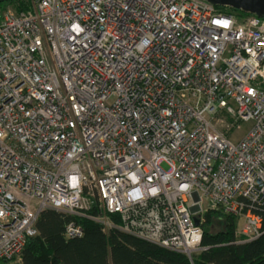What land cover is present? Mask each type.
<instances>
[{
	"label": "built area",
	"instance_id": "1",
	"mask_svg": "<svg viewBox=\"0 0 264 264\" xmlns=\"http://www.w3.org/2000/svg\"><path fill=\"white\" fill-rule=\"evenodd\" d=\"M205 200L264 233V17L202 0L0 9V264H22L46 208L193 259Z\"/></svg>",
	"mask_w": 264,
	"mask_h": 264
},
{
	"label": "trees",
	"instance_id": "2",
	"mask_svg": "<svg viewBox=\"0 0 264 264\" xmlns=\"http://www.w3.org/2000/svg\"><path fill=\"white\" fill-rule=\"evenodd\" d=\"M31 2L12 0L9 4L20 12L29 9ZM219 7L229 13L249 14L232 7ZM0 9L9 10L1 5ZM261 214L264 218V211ZM205 217L202 242L205 248L191 259L185 253L120 229L107 234L99 222L89 217L46 208L38 218V233L28 239L22 264H264V233L249 240L239 229V216L226 214L222 209H208ZM217 217L226 221L222 229L213 228ZM72 221L84 227L81 236H68L67 226Z\"/></svg>",
	"mask_w": 264,
	"mask_h": 264
},
{
	"label": "water",
	"instance_id": "3",
	"mask_svg": "<svg viewBox=\"0 0 264 264\" xmlns=\"http://www.w3.org/2000/svg\"><path fill=\"white\" fill-rule=\"evenodd\" d=\"M216 6L232 7L249 14L264 17V0H202ZM199 218L196 222L199 223Z\"/></svg>",
	"mask_w": 264,
	"mask_h": 264
},
{
	"label": "rangeland",
	"instance_id": "4",
	"mask_svg": "<svg viewBox=\"0 0 264 264\" xmlns=\"http://www.w3.org/2000/svg\"><path fill=\"white\" fill-rule=\"evenodd\" d=\"M10 1H12V0H4V1L0 2V5H1L2 7H5V8L8 7L10 10H13V11L17 12V10H15V8H14L12 5L9 4ZM249 128H250V123H246V122L243 123L242 128H240V129H236V130L234 131V133H233L234 137H235V138H242V137L244 136V134L246 133V131H248ZM209 205H210V203H209L208 201L205 200L204 203H203V206H204V210H205V211L208 210ZM205 221H206V217H205ZM225 222H226V221L223 220V218H219V217H217V218H215V219L213 220V228H214V229H220V228L222 229L223 227H225V226H224V223H225ZM238 223H239V229H240L241 231H243L244 224H245V220H244V218L239 217Z\"/></svg>",
	"mask_w": 264,
	"mask_h": 264
}]
</instances>
